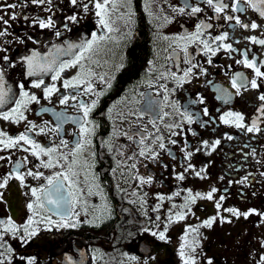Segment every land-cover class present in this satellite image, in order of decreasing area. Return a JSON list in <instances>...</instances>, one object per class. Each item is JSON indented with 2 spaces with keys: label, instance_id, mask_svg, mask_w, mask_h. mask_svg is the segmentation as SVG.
Instances as JSON below:
<instances>
[{
  "label": "flooded vegetation",
  "instance_id": "af4514ba",
  "mask_svg": "<svg viewBox=\"0 0 264 264\" xmlns=\"http://www.w3.org/2000/svg\"><path fill=\"white\" fill-rule=\"evenodd\" d=\"M7 2L18 3L19 0H7ZM226 2L232 3L233 0ZM94 3L95 0H78L76 5H72L70 0H52L51 5L46 3L42 7L36 5L17 7L14 11L21 17L51 16L54 20L53 27L45 29H40L38 25L29 27L30 21L18 18L10 21L11 27L8 31L11 35L0 37V48L7 49L0 51V58L7 55L15 65L8 67L0 59V65L6 73L4 88L6 91L11 89L7 97L9 102L0 108V112L11 110L15 107L12 101L22 99L19 85L23 83L25 91L35 93L41 99L40 104L33 102L28 105V110L25 112L28 120L37 125L49 121L50 126L57 123L56 117L52 111L42 112V107L51 108L55 112L63 111L69 117L82 116L83 113L72 107L77 101L70 100L68 105H60L59 93L54 94L52 102L49 103L43 99L42 90L32 88L31 84L42 79L45 84L55 83L61 92L70 94L71 89L65 90L61 87L62 81L76 76L81 71L80 66L66 68L61 73V79L53 81L51 77L54 72L46 70V67H38L36 75L28 76L27 62L23 57L30 56L33 52L39 53L41 57H47L50 53H54L55 47L63 49L69 44H82L91 40L93 33L97 37H105L102 41L98 40L93 46V52L85 53L87 58L81 61L84 65V73L94 74L90 77L94 91L103 93L99 96L98 104L89 117L96 125L95 133L91 137L92 145L77 157V164L73 170L78 176L63 182L65 195L73 192L76 197L71 219L73 221L79 219L80 223L75 228L35 224L33 227L38 229L37 235L27 242L14 238L10 233L6 234V247L12 248L11 253H5L6 264L9 260L10 264H27L28 258H34V264H64V260H66L65 264H184L180 256L183 243L187 244L185 253H191L195 257L196 264H207L208 258L213 260V264H258L260 256L264 255V246H262L264 222H261V218L256 215L248 218L234 217L224 209L235 207L244 212L255 208L264 212V176H261L264 172V117H261L258 123L261 132L245 133L234 126L221 123L219 116L228 111L239 112L244 115L245 124L250 125L252 118L259 115L256 111L260 103L257 99L259 92L248 87L247 90L241 88L237 94L231 80L237 72L242 73L247 79L253 78L251 69L235 63V60L243 59L241 53L249 51L250 59L254 55L256 59L264 60V46L244 39L253 35L264 38V18L259 17L257 12L242 3L241 7L246 10L231 14L240 15L245 21H255L261 25L260 28L255 30H245L238 26L232 28L230 24L234 21L223 19L207 21L213 24V29L208 30L213 35L228 32L229 38L223 43H231L237 51L231 53L230 58L229 53L222 49L212 58L211 65L206 63V57L197 56V60L208 69L209 74L194 78L191 83L184 85L170 96V99L176 100L181 105V111L188 108L191 112L199 114L200 121L207 123L204 126H201V123L191 125L185 123L182 130L177 129L182 134L172 139L178 140L179 143L167 144L175 159L167 152L161 154L164 164L169 165L165 169L142 157L134 159L128 157L134 151L137 153L139 151L136 141L140 137L134 133L139 131L147 135L145 129L155 133V128L149 121L155 119L157 114H160L162 119H156V125L162 129L166 137L168 130L164 128V122L179 119V117L162 116L160 108L153 112H145V109L149 96L155 101H163V89H159V85L154 82L156 75L166 69L177 71V63L180 68L186 67L182 63L183 53L177 48L180 60L172 58L175 45L170 46V41L164 40L163 37H173L185 30L194 31L197 18L171 11L170 6H184V0H132L133 22L126 24L124 19L118 18L123 9L113 11L110 16L115 22L111 23L113 30L108 31L98 22L100 17L95 14ZM116 3L119 4V0H116ZM188 3L196 4L197 0H188ZM84 4L89 6L87 12L84 11ZM199 6L205 8V12L199 14V19L214 16L213 10L207 5L200 3ZM49 7L51 11H45ZM11 11L13 10H8L9 15ZM72 15H76V22L67 19ZM164 15H168L172 22L165 23L163 19H157ZM57 31L61 33L60 36H56ZM27 36H31L32 39H27ZM194 48L195 45L191 46L189 51L192 52ZM73 51L78 52V50ZM60 59L71 60L73 56H61ZM261 70L264 71V68ZM100 76L105 77L103 82L99 79ZM209 81L212 83H208ZM160 83H167L170 88L174 86L171 79ZM216 86L226 89L231 94L230 98L218 99L221 93L217 91ZM83 87L81 85V90ZM197 93L205 98L206 103L188 104L190 99H196ZM93 99H97L93 94L77 98L89 103ZM161 107L163 112L171 111L167 102H163ZM204 107L209 109L210 116L203 115ZM25 128L26 122L23 121L17 124L0 120V130L11 136L25 131ZM62 128L63 139L69 142V146L61 151L69 152L79 138L75 135L78 126L67 120L62 124ZM36 131L38 129L29 135L41 145L59 144V138L54 133L37 135ZM124 133L133 134V139L129 140ZM225 134L233 136V139L228 140ZM217 139L221 143L214 151L211 148H201V141L212 142ZM165 142L167 143V139ZM185 142L188 145L187 150L194 153L190 161L184 159L181 151ZM109 146L112 151H109ZM25 147L30 146L25 145ZM197 148H201V151L196 152ZM208 152L211 154L208 155ZM92 153L95 155L93 156ZM0 155L11 157L0 161V176L11 173L14 164L17 161L22 162L25 156L28 157V162L22 163L19 169L21 173H26L31 168L44 174L40 179L26 176L24 187H21L18 180L10 179L7 187L0 189L4 194L3 201L0 202V219L6 220L10 217L19 225L31 215L26 208L27 203L35 200V197L31 196L30 189L46 186L47 180L44 177L66 171L67 163L61 161L64 168L59 166L37 168L39 161L31 156L30 152L9 149L0 151ZM134 162L136 169H131L130 165ZM189 162L197 170L205 168L206 178L200 179L189 171L185 173L184 181H178L175 178L176 174L183 171ZM137 173L145 177L152 175L153 183L141 186L134 178ZM245 176L248 180L243 184L238 183ZM212 187L217 189L213 200L197 199L195 204L190 205L191 211L184 220L168 222L169 211L180 210L173 209L172 205L184 204L188 189L195 194L207 193ZM176 191H180L179 196H174ZM133 192L137 195L133 196ZM144 193H147V196H144ZM157 193L165 197L173 196V199L171 201L166 199L159 211H152L161 204L156 198ZM221 195L226 197L221 202L220 209V216L224 218V222L217 219L210 228L202 226L204 220L217 215L215 201ZM139 197H143L146 201L143 207ZM38 212L35 217L37 221L40 215L51 216L55 221L60 220L54 212L41 210ZM76 213L79 214L78 217ZM157 215L161 217V221H155ZM157 223L160 224L159 230H163L165 224L168 225L165 241H160L150 233L142 231L144 228L157 231ZM190 227H198V233L186 232ZM2 231L0 227V232ZM182 237H186V240H182ZM193 248H195L194 252ZM133 256L136 257L135 260L131 259Z\"/></svg>",
  "mask_w": 264,
  "mask_h": 264
},
{
  "label": "snow or ice",
  "instance_id": "6c2138e0",
  "mask_svg": "<svg viewBox=\"0 0 264 264\" xmlns=\"http://www.w3.org/2000/svg\"><path fill=\"white\" fill-rule=\"evenodd\" d=\"M72 5H76L78 0H70ZM51 5L52 0H19L18 3H8L7 0H0V37H4L7 35H11L8 29L11 27L10 21H15L18 18L24 21H30L29 27L37 26L40 29L51 28L54 25V20L51 16L47 18H39L32 16L24 15L20 16V14L16 13L14 10L17 7L25 8L29 5H36L38 7H42L44 4ZM200 3L207 5L209 8L213 10L214 16L207 17V19H199V14L205 12V8L199 6ZM245 4L248 7L252 8L255 12L259 14V17L264 18V0H233L232 3L226 2V0H197L196 4H189L188 0H184V6L176 7L170 6L171 11L177 13L179 15H184L188 17L197 18V22L194 24V31L185 30L183 33L175 35L173 37L164 36L163 39L166 41H170V46L175 45L173 48L172 58L179 61L180 56L177 53L176 49L178 48L180 52L183 53L182 63L186 66L180 68L179 63H177V71H171L166 69L165 71L159 72L155 77V83L159 85V89H163V101H155L150 96L147 98V107L145 112H153L157 108H160L162 112V116H171V117H179V119H173L171 122H164V128L168 130L167 137L160 127L156 125V119H162L160 114H157L156 118L149 121L152 123L155 128V133L148 131L147 129L144 132L137 131L134 133L135 135H139V140L136 141L139 151L133 152L128 159H134L137 157H142L145 160H148L152 163H155L162 168H168L169 165L164 164L161 159V154L167 152L169 156L175 159V156L172 154L171 150L167 147V144L176 145L179 143L178 140L172 139V137H177L181 135V131H177V129L182 130L184 128L185 123L191 125L193 123H201V126L206 125V121H200L198 119V113L191 112L188 108H184L181 111V105L176 101L170 99L176 91L180 88H183L184 85L189 84L193 81L194 78H199L200 76H207L209 71L203 64L197 60V56L202 55L206 57V63L211 65L213 63V57L217 55L222 49L229 53L231 58V53L236 52L237 49L233 48L231 43H223L225 40L229 38L228 32H222L219 35H213L210 29H213V24L211 22H207L211 19L216 20H225L229 22H233L230 24V27H240L245 30H255L260 28L261 25L257 24L255 21H245L241 19L240 15H232L231 13H242L246 9L241 7V4ZM96 9V16L100 17L99 24L103 27L107 28L108 31H112L111 23L115 21L111 20L110 13L113 11H120L119 19H124L126 24L132 23V17L134 15L132 11V0H119V4L116 3V0H95L94 3ZM88 4H84V11H88ZM8 10L11 11V14H8ZM45 11H51V8L45 9ZM7 16V18H6ZM72 22L77 21L76 15L69 16L67 18ZM157 19H163L165 23H171L172 20L168 15H164L163 17H157ZM67 27V25H65ZM56 36H60L61 33L57 31ZM27 39H32L31 36H27ZM104 36L97 37L95 33H93L92 39L85 41L82 44H69L67 48L55 47L54 53H50L47 57H41L39 53L33 52L30 56L23 57V60L27 62V75L33 76L36 75V69L38 67L45 68L46 70L54 72L52 75V80L57 81L61 79V73L66 68H74L77 65L80 66L81 71L77 73L76 76L71 79H63L61 87L65 90L71 89L72 92L70 94H64L61 92V89L56 86L55 83L45 84L42 79L33 81L31 84L32 88L41 89L43 92V99L47 100L49 103L52 102V97L54 94L59 93V104L60 105H68L69 101H77V103L72 104L73 108H76L78 111L83 113L82 116H66L63 111L55 112L53 109L48 107H42V112L52 111L56 117L57 123L54 126H50L49 121H44L42 125H37L31 120H28V117L25 115V112L28 110V105L33 102L36 104H40L41 99L35 93H29L25 91V85L21 83L19 85L21 89V97L22 99L12 101L15 103V107L9 111L0 112V120L9 121L11 123H20L26 122L25 131L18 133L15 136L9 135L7 132L0 130V151L9 150V149H21L24 152H30L31 156L35 157L39 163L36 165L37 168H54L61 167L64 168V164H61V161L67 163L66 171L56 172L52 176L44 177L47 180V185L42 186L40 188H31V196L35 197V200L26 204V208L31 215L27 217V220L22 224H16L10 217L8 219H0V227H2L3 231L0 232V264H6L5 253H11L12 248L6 247L5 235L12 234L14 238H19L23 242H27L28 239L35 237L37 235V228H34L33 225L38 223H43L46 226L55 225L57 227L64 228H75L80 223L79 219L73 221L71 219L72 206L76 202V197L73 192H69L68 195H65L64 192V181H69L71 177L78 176V173L75 172L74 166L77 164V157L81 155L88 147L92 145L91 137L95 133L96 125L92 120L89 119L90 114L96 108L98 104L99 96L103 95L102 92H95L94 85L90 79L92 75L91 72L84 73V65L81 61L85 60L87 57L85 53H92L94 44L99 40H104ZM244 39L251 41L253 44H258L260 46H264V38H258L257 36H248L244 37ZM23 42V41H21ZM35 42V41H33ZM195 45V48L192 52L189 51L191 46ZM73 50H78V52H74ZM0 51H7V49L0 48ZM72 55L73 59L71 60H61V56ZM243 59L235 60L236 64H241L245 68L251 69L253 71V78L247 79L243 76L242 73H235L231 84L232 87L236 89L237 94H239L241 88H245L247 90L250 87L253 90H257L259 95L257 96L258 101L260 102L256 111L259 115L252 118L250 125L245 124V117L242 113L228 111L219 116V120L221 123L234 126L237 129L243 130L245 133H259L262 129L258 126V123L261 120V117H264V71L261 69L264 68V60H258L253 55V58H249V51H245L241 53ZM5 64L8 67H14L15 65L11 62L10 58L5 55L2 58ZM231 67V66H229ZM178 72L180 74H178ZM5 70L2 65H0V108H2L6 103L9 102L7 99L8 92L4 88V76ZM99 79L103 82L105 80L104 76H100ZM171 79L173 81L174 86L169 87L167 83H160V81H168ZM239 82V83H238ZM208 83H212L209 81ZM43 85V87H42ZM81 85H83V89L81 90ZM151 86V85H150ZM108 87H111V84H108ZM218 92L221 93L218 96V99H228L230 98V93L226 89L220 88L216 86ZM89 94H93L97 97V99L91 100V102H86L84 100H77L79 96H87ZM143 95V94H142ZM167 102V106L171 109L170 112H163L162 103ZM205 98L197 93L196 99H190L188 104H205ZM219 111V109H217ZM202 113L204 116H210L209 109L204 107L202 109ZM144 113L142 112L141 115ZM196 117V118H194ZM71 120L74 124L78 126V132L75 133L79 138L75 141L74 147L69 152L61 151V149H67L69 146V142L63 139V128L62 124ZM37 135H49L50 133H54L59 138V144L55 146H43L38 143L35 139L31 138L29 135L34 130H37ZM125 136L129 140L133 139V134L124 133ZM193 135L195 133L193 132ZM228 140H232L233 136L225 134ZM167 139V143L165 142ZM148 141V143H145ZM221 141L219 139L209 142L207 140L201 141V148L208 149L211 148L213 151L219 146ZM25 145L30 147H25ZM201 148H197L195 151H201ZM188 145L185 142L184 147L181 148V151L184 154V159L186 161H190L193 156V152L187 150ZM113 149L109 146V151ZM123 155V153H120ZM208 155L211 152L207 153ZM254 154V153H253ZM94 156L95 153H92ZM46 157L47 159H44ZM71 157V160H69ZM6 159H11V157H5L0 155V161H4ZM28 157L25 156L23 161H17L14 164L13 171L11 173L0 176V189L6 188L10 179H16L20 182L21 187L25 186V178L26 176L33 177L34 179H40L43 177V172L33 171L31 168L27 170L26 173H21L19 169L22 167V163H27ZM147 167V165H145ZM131 169H136V163H132L130 165ZM115 171V169H113ZM191 171L196 177L200 179L206 178L204 175L206 173L205 168H200L197 170L192 163H187V166L183 168V171L176 174V179L178 181H184L186 179L185 173ZM123 175V173H121ZM261 176H264V172L261 173ZM139 181V184L142 185H151L153 183V176H140L138 173L134 177ZM223 179V177H221ZM248 180V177H243L238 183H245ZM231 183V181H230ZM121 191H124L121 189ZM217 192L215 187H212L210 191L207 193L196 192L192 193L191 189L187 190V196L184 198L185 202L182 205H172L173 209L179 208L175 212L169 211L168 214V222L172 223L174 221L184 220L188 212L191 211L190 205L195 204L197 199L203 200H213L214 194ZM91 194V192H89ZM3 193L0 192V202L3 201ZM133 196H136L137 193L133 192ZM180 191H176L174 196H179ZM144 196H147V193H144ZM156 198L161 202V204L157 205L152 209V211H159L160 206L167 199L171 201L173 196L165 197L162 194L157 193ZM225 196L221 195L218 200L215 201V207L217 209V215L210 217L203 221L202 226L204 227H212L213 223L220 219L221 222H224V218L220 216V209L222 207V201L225 200ZM141 207L144 206L146 201L143 197H139ZM135 202V201H133ZM38 210L43 212H54L56 215L60 217V220L55 221L51 218V216L40 215L39 221L35 219V217L39 214ZM126 211V210H125ZM225 212L230 213L234 217L243 216L244 218H248L251 215H256L261 218V222H264V212L258 211L257 209H249L247 211L241 212L239 209L235 207L225 208ZM110 214V210H109ZM77 217L78 213L75 214ZM147 215V212H145ZM99 217H97L98 219ZM155 221H161V217L157 215L155 217ZM230 222V221H228ZM168 225L165 224L163 230L160 229V224H156L157 231H152L149 228H144L143 233H150L152 237L165 241L167 239ZM198 227H190L186 230L194 233H198ZM19 234V235H18ZM182 240H186V237H182ZM264 246V243H262ZM187 247L186 243L181 244L180 256L184 260V264H196L195 257L188 253L186 254L184 249ZM195 251V248L192 249ZM21 259H24L21 257ZM131 259L135 260L136 257L133 256ZM10 264V260L8 261ZM27 264H34V258H28ZM207 264H213V260L208 258ZM258 264H264V255L260 256Z\"/></svg>",
  "mask_w": 264,
  "mask_h": 264
},
{
  "label": "water",
  "instance_id": "95a60500",
  "mask_svg": "<svg viewBox=\"0 0 264 264\" xmlns=\"http://www.w3.org/2000/svg\"><path fill=\"white\" fill-rule=\"evenodd\" d=\"M66 263V260H64V264Z\"/></svg>",
  "mask_w": 264,
  "mask_h": 264
}]
</instances>
